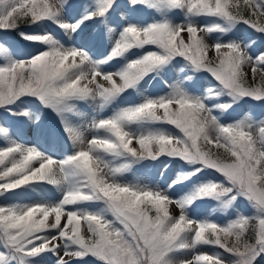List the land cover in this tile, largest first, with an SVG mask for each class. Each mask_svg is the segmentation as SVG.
<instances>
[{"label": "snow or ice", "instance_id": "obj_1", "mask_svg": "<svg viewBox=\"0 0 264 264\" xmlns=\"http://www.w3.org/2000/svg\"><path fill=\"white\" fill-rule=\"evenodd\" d=\"M149 10L159 18L145 22ZM237 25L247 34L236 36ZM12 31L33 50L0 35V108L31 123L17 109L34 104L37 139H12L15 125H0V197L48 186L60 196L0 206V264H264V118L249 109L226 119L241 102L264 103V0H0V33ZM102 45L110 51L95 58ZM157 78L168 90L145 95L142 82ZM129 90L139 102L119 106ZM81 106L95 110L87 124L72 119ZM46 110L59 128L42 126ZM61 133L69 148L57 158ZM161 157L191 170L166 187L125 178ZM206 170L213 178H201ZM244 201L254 216L239 211ZM213 203L235 218H194ZM198 246L218 250L189 257Z\"/></svg>", "mask_w": 264, "mask_h": 264}, {"label": "rangeland", "instance_id": "obj_2", "mask_svg": "<svg viewBox=\"0 0 264 264\" xmlns=\"http://www.w3.org/2000/svg\"><path fill=\"white\" fill-rule=\"evenodd\" d=\"M241 5L243 4V0H240ZM159 18L158 14L152 12L149 10L148 12H145L143 14V19L145 22H151L152 19ZM174 22L180 23L182 22V14L180 16H172L171 17ZM196 22L198 24L204 25V24H211L214 22H217L214 18L211 17H199L197 18ZM115 26V25H113ZM34 27V26H33ZM51 30L56 31L55 27L53 25L48 26ZM89 28H91V25H89ZM21 29L27 32L33 31L32 28H28L21 24ZM236 36H244L247 34V26L246 25H237V28L233 30ZM0 35L7 36L9 41H12L13 43H16L20 46H23V49L25 51H32L33 47L31 45H28L27 42H25L20 36L18 31H12L7 33H0ZM217 34H212V36H215ZM2 42V41H0ZM213 40L211 37H209V43H212ZM257 48H264V40L259 41ZM152 50V49H149ZM110 51L108 45H102L98 48L95 58H103V56ZM140 51V50H136ZM121 65L116 64L113 67H109L108 70L114 71L118 69ZM182 67V65H181ZM178 70L173 69L172 72H170L166 77L165 80H167L168 84L173 83V80L171 77L177 75ZM147 79V78H146ZM205 81H207V77L203 78ZM142 90L144 91L145 95H163L165 94L167 89V85L161 81L159 78L156 80H153L150 82V85L148 83L142 82ZM140 97L137 96L132 90H129V94L123 98V100L120 102L119 106H128V104L132 102H139ZM27 108L33 113V122H25L24 120H9L7 117V113H5V110L3 108H0V125L3 126H9L15 125L14 128H12V139L20 140L23 142L26 140H35L37 139L35 135V122L34 117L38 112V109L34 104H31L29 101H26L23 105H20L17 111H22L23 109ZM249 109H252L254 116L257 119L264 118V103L260 102H241L238 106H235L234 110L226 117V119L231 122L233 119L239 117L241 113L247 112ZM112 108L105 109L103 111V115L107 116L110 115L112 112ZM81 111L85 114L82 118H76L72 117L74 122L78 123H89L93 117L94 109L89 106H81ZM56 125L57 128H59V119L56 116L54 112L51 110H46L44 114V123L42 126L46 127L47 125ZM169 131L177 132V130L172 127L168 126ZM93 133H88V138H91ZM6 144V141L3 137H0V146H4ZM133 146H137L135 141L133 142ZM69 148V143L64 141L63 139V133H61V144L60 147L57 149V151L60 153V156L57 158H62L64 154H67ZM120 161H114V163H119ZM165 164H168L169 167L166 172H164V176L161 177L160 173L164 171ZM189 171L191 170V166H188L186 162L181 160H169L167 157H161L157 161H144L139 165L134 166V169L127 173L125 175V178L129 181H135L136 178H147L149 182L153 183H159L161 186L166 187L168 184L171 183L173 179L176 178V174L180 172L181 170ZM215 174H213L211 171L206 170L204 175L201 177L202 179H211L213 178ZM219 179H223V177H217V182H219ZM196 182V178H193V183ZM192 187V183H189L188 181L185 182L183 185H177L173 191V194L175 197H179L184 195L190 188ZM42 191L46 192V196L44 197L45 200L51 201L55 200L60 196V193L54 189L53 186H48L46 190H40L38 189L34 193L29 194H21L14 198H9L8 200H5L3 197H0V206L6 205L7 203H19V204H27L32 202H37L41 200ZM244 205H242L239 209V211L243 212L245 215L254 216L255 213L248 207L247 201L243 202ZM82 207H88L87 204L82 205ZM170 211L178 215V209L175 205L170 206ZM216 218L219 220V217H228V219H234L235 216H229L228 213H218L216 211V205L213 203L211 207L208 208L207 212L200 210L196 214H194V218ZM219 222H225V221H219ZM255 223V221H253ZM218 249L210 246H198V248L194 252L188 253V256L191 257L195 254V252L199 253H213L217 251ZM181 259L184 258L183 256L180 257ZM75 264V262H74ZM95 264H103L102 261H95Z\"/></svg>", "mask_w": 264, "mask_h": 264}]
</instances>
